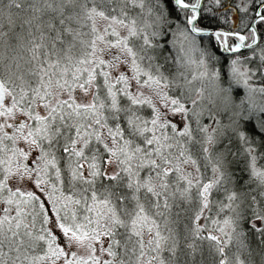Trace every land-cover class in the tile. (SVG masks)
Masks as SVG:
<instances>
[{
  "label": "snow or ice",
  "instance_id": "snow-or-ice-1",
  "mask_svg": "<svg viewBox=\"0 0 264 264\" xmlns=\"http://www.w3.org/2000/svg\"><path fill=\"white\" fill-rule=\"evenodd\" d=\"M0 264H264V0H0Z\"/></svg>",
  "mask_w": 264,
  "mask_h": 264
}]
</instances>
